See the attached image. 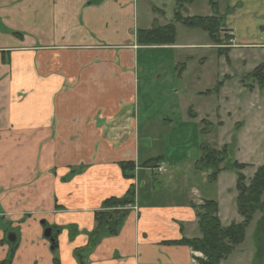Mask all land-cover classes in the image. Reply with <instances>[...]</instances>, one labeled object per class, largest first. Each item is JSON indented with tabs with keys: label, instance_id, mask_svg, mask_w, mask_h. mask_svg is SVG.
I'll return each mask as SVG.
<instances>
[{
	"label": "crops",
	"instance_id": "1",
	"mask_svg": "<svg viewBox=\"0 0 264 264\" xmlns=\"http://www.w3.org/2000/svg\"><path fill=\"white\" fill-rule=\"evenodd\" d=\"M218 6L231 47L264 49V0H218ZM145 13L137 0H0V264H195L201 258L173 242L201 237L192 205L215 198L195 190L181 202L159 203L154 184L143 188L157 158L141 149L134 121L142 108L135 55L145 47L137 32L151 29ZM173 116L159 121L178 124ZM122 163L136 166L133 178ZM131 189L134 203L117 231L100 230L90 244L104 201ZM215 200L223 226L242 221L233 190ZM243 244L235 260L246 258Z\"/></svg>",
	"mask_w": 264,
	"mask_h": 264
},
{
	"label": "rangeland",
	"instance_id": "2",
	"mask_svg": "<svg viewBox=\"0 0 264 264\" xmlns=\"http://www.w3.org/2000/svg\"><path fill=\"white\" fill-rule=\"evenodd\" d=\"M137 3L144 5L143 16H150V28L169 24L175 28L173 44L142 46L135 55L141 76L142 108L134 121L141 149L145 145L148 150L145 153L162 156L168 162V173L154 172V176L144 180L143 188L148 183L154 184V200L159 203H178L197 191L205 198L219 200L233 190L237 197L234 172H223L219 181L210 182L207 177L210 172L198 170L195 164L201 146L221 150L225 145L229 159L245 165L242 173L247 184L264 165V84L255 75L261 69L264 77V49L231 47L220 53L203 30L175 21L174 0H137ZM186 7L184 17L213 14L205 0L194 1ZM139 24H142L140 17ZM190 45L195 47H186ZM152 78L155 80L148 87ZM176 89L178 96L174 94ZM172 109L177 112L174 116L169 113ZM163 115L173 116L178 124H162L159 117ZM227 176L230 179L226 180ZM223 186L229 187L223 189ZM221 190L224 192L219 193ZM262 197L264 200V193ZM259 217L260 213H255L246 229L242 246L245 251L242 256L246 258L235 260L233 253L224 264L252 263L249 256L254 252L253 234Z\"/></svg>",
	"mask_w": 264,
	"mask_h": 264
},
{
	"label": "trees",
	"instance_id": "3",
	"mask_svg": "<svg viewBox=\"0 0 264 264\" xmlns=\"http://www.w3.org/2000/svg\"><path fill=\"white\" fill-rule=\"evenodd\" d=\"M175 11L174 19L186 27L199 28L203 30L212 39L214 45L218 46L220 53H224L231 48L233 36L225 23V15L219 13L217 0H205L209 3L213 14L210 16H189L184 17L183 11L187 10V5L198 0H174ZM137 42L140 45H171L175 42L174 25L155 26L149 30H139L137 32ZM262 79L264 77L261 69L255 73ZM200 157L196 161L195 167L198 170H206L210 182L217 180L222 171L234 172L237 176L236 188L238 196L236 197V208L242 217L240 223H232L228 226L221 224L218 215V203L215 200H204L201 204H193L198 217V226L201 237L182 238L174 241V244L183 245L191 248L194 252L202 254L197 258V264H221L233 254L236 247L243 243L246 235V229L255 213H260L253 234L254 252L251 264H264V165L260 166L246 183L242 170L245 165L237 162L235 159H229L227 147L216 150L210 146L200 147ZM163 157L153 159L150 166L156 165ZM149 165V162H148ZM149 166V167H150ZM121 168L127 177L133 178L131 173L136 166L133 163H122ZM134 203V190L128 191L123 198H110L104 201L103 209L96 213L95 220L97 228L90 233L89 243H94L100 233V230H107L114 234L123 219L127 215V206ZM56 248V242L53 244ZM12 253L10 255V259ZM55 263L57 260L55 259Z\"/></svg>",
	"mask_w": 264,
	"mask_h": 264
},
{
	"label": "built area",
	"instance_id": "4",
	"mask_svg": "<svg viewBox=\"0 0 264 264\" xmlns=\"http://www.w3.org/2000/svg\"><path fill=\"white\" fill-rule=\"evenodd\" d=\"M149 168H150L152 174H156V173L164 174V173L168 172V165L165 162H158L156 165L150 166ZM154 172H156V173H154Z\"/></svg>",
	"mask_w": 264,
	"mask_h": 264
},
{
	"label": "water",
	"instance_id": "5",
	"mask_svg": "<svg viewBox=\"0 0 264 264\" xmlns=\"http://www.w3.org/2000/svg\"><path fill=\"white\" fill-rule=\"evenodd\" d=\"M14 234H10L7 238L10 242H14L15 241V236H13ZM51 235V229H46L44 232V236L45 237H50Z\"/></svg>",
	"mask_w": 264,
	"mask_h": 264
}]
</instances>
